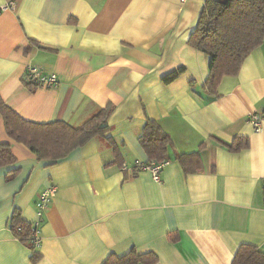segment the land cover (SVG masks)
<instances>
[{
	"label": "crops",
	"instance_id": "obj_1",
	"mask_svg": "<svg viewBox=\"0 0 264 264\" xmlns=\"http://www.w3.org/2000/svg\"><path fill=\"white\" fill-rule=\"evenodd\" d=\"M10 1L16 8L0 11L4 102L41 124L80 126L108 105L114 111L105 137L55 164L11 140L0 114V143L17 158L0 168V264H103L132 250L154 253L157 264H232L243 244L264 253V122L261 132L249 122L252 114L264 118V42L210 96L203 88L209 58L189 44L207 0L0 6ZM30 67L57 75L58 85L32 91ZM181 68L176 80L163 81ZM148 121L170 137L160 182L134 169L150 159L139 141ZM236 138L248 147L231 150ZM195 152L200 170L187 173L178 155ZM11 170L18 171L8 178ZM51 186L57 193L33 261L12 219L38 222L36 201Z\"/></svg>",
	"mask_w": 264,
	"mask_h": 264
},
{
	"label": "trees",
	"instance_id": "obj_2",
	"mask_svg": "<svg viewBox=\"0 0 264 264\" xmlns=\"http://www.w3.org/2000/svg\"><path fill=\"white\" fill-rule=\"evenodd\" d=\"M263 42L264 0H207L189 39L190 45L209 58V74L203 85L206 93L217 96V89L223 78L237 76L248 56ZM183 72L184 68L174 71L164 77L163 81L169 84ZM25 83L32 91L36 89L31 83ZM113 111L114 106L108 105L80 126L62 121L41 124L20 117L0 96V114L8 137L28 147L40 161L51 164L66 158L73 150L92 139L105 137L109 132L108 119ZM139 141L150 158L149 162L169 161L167 150L170 137L155 121L147 122ZM248 145L247 139L236 138L228 146L233 151H239ZM178 159L187 173L200 170L197 166L201 164L199 152L180 154ZM16 162L12 146L9 143H0V168ZM120 164L124 167L123 163ZM17 171L11 170L8 178L15 176ZM15 213L18 214L17 211ZM12 220L16 221L12 227L16 238L33 250L32 259L37 261L39 255L32 244L33 225L20 220L17 215ZM157 263L158 257L154 253L138 254L132 250L121 257L111 255L103 264ZM232 264H264V253L255 246L243 244L235 253Z\"/></svg>",
	"mask_w": 264,
	"mask_h": 264
},
{
	"label": "built area",
	"instance_id": "obj_3",
	"mask_svg": "<svg viewBox=\"0 0 264 264\" xmlns=\"http://www.w3.org/2000/svg\"><path fill=\"white\" fill-rule=\"evenodd\" d=\"M16 8V1H10L7 4H4L0 6V11L5 12L8 10H14ZM27 82L31 83L34 87H46V88H52L58 85L59 80L57 75L51 74V75H44L42 70L38 67H30L28 69V77ZM249 122L253 125L256 132H261L263 129V122L264 118H261L257 114H252ZM166 162H147L145 163H137L135 164V171L139 172L142 170L149 171L152 174V178L156 182L161 181V173L165 166ZM124 168V167H123ZM57 193V187L51 186L47 188L44 192H42L37 201H36V209H37V215H38V222H36L33 225V234H32V244L33 246L38 249V247L41 245V238L39 236V226L41 224V221L45 217V213L48 210L52 199Z\"/></svg>",
	"mask_w": 264,
	"mask_h": 264
}]
</instances>
